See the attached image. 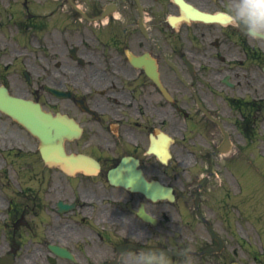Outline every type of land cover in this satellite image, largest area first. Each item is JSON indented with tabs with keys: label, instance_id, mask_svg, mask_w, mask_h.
Masks as SVG:
<instances>
[{
	"label": "flooded vegetation",
	"instance_id": "obj_1",
	"mask_svg": "<svg viewBox=\"0 0 264 264\" xmlns=\"http://www.w3.org/2000/svg\"><path fill=\"white\" fill-rule=\"evenodd\" d=\"M242 6L0 0V86L73 120L66 151L98 166L45 165L41 140L0 112V264H264L250 209L237 226L212 176L197 188L225 142L247 161L259 145L264 164V40L244 34ZM157 181L173 202L154 199Z\"/></svg>",
	"mask_w": 264,
	"mask_h": 264
},
{
	"label": "rangeland",
	"instance_id": "obj_2",
	"mask_svg": "<svg viewBox=\"0 0 264 264\" xmlns=\"http://www.w3.org/2000/svg\"><path fill=\"white\" fill-rule=\"evenodd\" d=\"M254 164L253 168L251 166H245L244 164L240 165L239 163L231 166L230 174L232 181H230L225 171L221 170L222 175L217 174V177L213 178L211 187L221 189L220 191H215L218 199L225 193L227 188L229 190L232 188L234 190V203L241 210L247 206L255 209L264 217V188L260 177L262 162L261 160H254ZM232 196L233 194L231 193V200H233ZM260 227L262 226H257L256 230L259 231L261 229ZM252 233V241H256L254 227L252 228Z\"/></svg>",
	"mask_w": 264,
	"mask_h": 264
},
{
	"label": "clouds",
	"instance_id": "obj_3",
	"mask_svg": "<svg viewBox=\"0 0 264 264\" xmlns=\"http://www.w3.org/2000/svg\"><path fill=\"white\" fill-rule=\"evenodd\" d=\"M237 15L243 23L242 30L248 38L264 40V0H243V6ZM234 25L237 27L236 24Z\"/></svg>",
	"mask_w": 264,
	"mask_h": 264
},
{
	"label": "water",
	"instance_id": "obj_4",
	"mask_svg": "<svg viewBox=\"0 0 264 264\" xmlns=\"http://www.w3.org/2000/svg\"><path fill=\"white\" fill-rule=\"evenodd\" d=\"M14 102H16V101H9V100H7V99H2V100H0V109H1L2 111H9V109H10L9 105H10L11 103H14ZM18 105H20V104H18ZM18 105H17L15 108H13V111H11V114H12L14 117L18 118L19 120H21V121H23L24 117H27L28 120H24V123H26L31 129H34L35 126H36V124H35V122L31 121V115H32V113H34V111H33L32 109H30V114L27 115V116H24L23 114H21V113L19 112V107H18ZM38 115H39V114H38ZM50 121H51L50 119H47V117L44 116L43 125H49L48 123H49ZM44 131L46 132L47 129L44 128ZM60 153H61V155H63V153L61 152V150H60Z\"/></svg>",
	"mask_w": 264,
	"mask_h": 264
}]
</instances>
